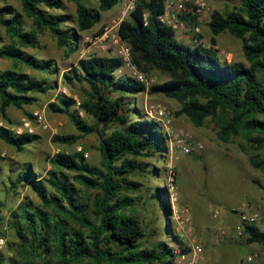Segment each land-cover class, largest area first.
<instances>
[{
    "label": "trees",
    "instance_id": "1",
    "mask_svg": "<svg viewBox=\"0 0 264 264\" xmlns=\"http://www.w3.org/2000/svg\"><path fill=\"white\" fill-rule=\"evenodd\" d=\"M70 1L75 4L73 20L65 13L50 11L61 9L63 0H19L33 23L29 30L24 29L20 12L10 4H0V25L9 39L5 42L0 35V59L12 64L0 70V115L4 121L0 140L16 151L36 142L39 135L28 130L16 132L8 109L34 104L38 94L53 88L47 79L26 73L19 66L46 74L57 72L53 58H40L23 48H33L38 33L47 30L59 48L73 52L81 32L97 24L100 12L110 10L120 0H96L98 8L82 0ZM226 1L232 4L230 10L213 9L208 14L210 43L214 45L215 36L228 30L241 41L245 63L219 61L210 47L179 41L173 30L157 18L164 0H138L119 22L118 34L130 46L132 62L146 73L159 71L166 77L164 81L146 87L118 73L122 60L114 54L79 58L62 73V82L79 87L82 96L77 101L60 94L48 102L47 108L65 114L76 130L53 134L51 140L72 145L96 134L100 165L86 162L83 146L74 152H56L51 158L55 168L48 170L46 177L35 176L26 166L16 178L9 175L12 188L26 183L40 203L32 205L21 200L10 211L9 226L17 236L14 252L18 256L3 260L0 255V264H175L176 254L166 241L142 246L145 233L141 222L134 214L126 213L133 204L127 192L139 185L127 176L146 171L137 158L164 155L168 149L161 124L137 107H130L132 98L140 92L175 99L180 105L175 115H185L197 127L209 119L221 143L239 137L242 142L238 147L250 166L264 173V0ZM102 31L100 28L98 34ZM80 112L91 116L94 123H88ZM27 119L33 122L35 117L27 113ZM112 126L115 128L108 132ZM243 142L251 151L247 152ZM58 169L72 172V179L93 194L80 197L78 189ZM253 183L264 192V182ZM152 195L168 212L166 188L157 187ZM243 236L246 243H256L264 250V232L256 224H245ZM179 248L181 252L189 250L185 245Z\"/></svg>",
    "mask_w": 264,
    "mask_h": 264
},
{
    "label": "rangeland",
    "instance_id": "2",
    "mask_svg": "<svg viewBox=\"0 0 264 264\" xmlns=\"http://www.w3.org/2000/svg\"><path fill=\"white\" fill-rule=\"evenodd\" d=\"M82 1L90 7L98 8L96 0ZM126 1L120 0L110 10L100 12L101 17L99 22L90 29L81 32V39L76 50L73 52L66 48H59L55 37L47 30L38 33L37 43L33 48H23L25 51L36 54L40 58H53L57 72L46 74L34 71L24 65L19 66L26 73L38 78L47 79L48 83L53 85V88L46 93L38 94V100L34 104L25 105L21 109L13 107L8 109V114L15 123L13 126L14 130L23 126L27 120V113L33 114L35 111L44 114L47 127L43 128L33 121L34 124L31 123L33 124V131L39 135V138L36 142L27 145L22 151H16L0 140V255L3 260L9 256H18L14 252L17 249L15 246L17 236L14 229L9 226L10 211L16 208L21 200L32 205L40 203L36 194L26 183L18 186L16 189L12 188L8 180L9 175L12 179L16 178L20 169L26 166L31 169L35 176L46 177L47 171L55 168L51 163V158L56 152L60 150L74 152L83 146L86 147V162L100 165L101 157L96 134H89L72 145L51 140L53 134L74 133L76 130L65 114L49 110L47 104L55 100L60 94L74 97L77 101L80 100L82 96L81 89L65 85L61 80L62 73L82 57V50L84 52L83 56L87 55L89 38L97 35L100 28H108L110 35L116 32L117 24ZM0 4L12 5L22 15L24 29L29 30L32 28V20L22 11L19 0H0ZM208 7L210 11L215 9L220 12H227L232 7V4L226 0H208ZM50 11L65 13L69 15V20H73L75 16V4L70 0H63V7L61 9ZM200 23L201 25H206V23ZM70 25L74 26L75 24L70 23ZM0 35L5 42L9 40L1 25ZM201 36L204 39V45L210 47L212 54L219 61L227 60L228 56V60L230 61L246 62L241 48V41L228 30H224L218 34L219 45L218 48L216 47L217 49L210 43L208 38H204L203 31ZM91 49L95 52L94 48ZM96 51L103 53L101 55H113V51ZM11 65L10 60L0 59V70L10 68ZM121 74L127 75V71L124 70ZM148 75L154 78V83L166 79L157 70H151L148 72ZM132 99L133 104L130 107H137L141 113H144V104L152 107H165L173 116V129L181 128L187 131L193 139L201 141L204 146L199 152L185 154L176 148L170 151L167 139L168 149L164 155L137 158V161L141 163V166L146 171H140L127 176V179L138 182L139 185L134 188V191L127 192L132 197L133 204L131 207H128L126 213L134 214L140 220L145 233L141 239L143 247H149L152 243L163 240L173 247V251L176 249L180 250L179 247L184 245L180 238L185 228V223H189L190 226L191 220L189 219V221L180 225L175 215H178L180 219H184L186 216L188 218L198 217L209 228L217 224V219L212 217L211 207H218L220 213H228L231 208H234L237 211L243 210L246 213L257 212L259 215L264 216V192L253 183V180L263 183L264 173L250 166L246 154L238 147V143L242 142L239 137H233L231 142L227 144L221 143L216 138L214 124L209 119L202 126L197 127L193 125L185 115H175V111L180 107L179 103L175 99L166 97L163 94H149L143 91L136 94ZM79 114L88 123H94V119L91 116L83 112ZM133 116L134 114L131 112L129 117L132 118ZM180 116L186 117L188 126L184 125L181 127L175 125V120ZM3 123L4 121L0 115V125ZM161 127L166 137H168L165 127L162 124ZM113 128L115 126H112L107 131L109 132ZM243 144L247 152L251 151L245 142ZM169 167H171L174 173V179L171 181L173 184L172 189H170L169 183ZM58 170L67 175L69 181L78 189L80 197L86 198L88 194H93L92 191H89L72 179V172L65 169ZM157 187L166 188L169 201L168 212L161 209L159 200L152 195ZM52 191V188L48 187V192L52 193ZM186 208L187 214L182 213V210ZM236 224L233 225L234 231ZM255 224L264 232L263 220L259 219ZM172 236L176 239V242L173 241ZM236 236L244 239L243 235L236 234ZM197 244L200 245L199 243ZM218 247H204V259H195L194 263L264 264V250L261 248L259 250V245L256 243L247 244L243 242L239 245L237 244L233 259L224 262L216 261ZM175 257L177 260L179 259V255H175ZM248 257H250V260H248ZM188 260L189 258L185 259V261L182 260V263L185 264Z\"/></svg>",
    "mask_w": 264,
    "mask_h": 264
},
{
    "label": "built area",
    "instance_id": "3",
    "mask_svg": "<svg viewBox=\"0 0 264 264\" xmlns=\"http://www.w3.org/2000/svg\"><path fill=\"white\" fill-rule=\"evenodd\" d=\"M138 0H127L125 3V7L122 10L121 17L117 24V30L114 34H109L110 30L108 28H104L100 34L95 35L92 38H89V47L87 48L86 57L91 54H103L99 53L96 50H101L105 52L113 51V54L119 57L122 60V66L118 70V73L127 71V75L135 78L138 81L143 82L146 87L154 83V78L149 77L148 73L140 70L131 60V50L130 46L122 40L120 35L118 34V25L119 22L127 17L129 11L135 8ZM146 2H151L153 0H145ZM163 11L157 15L158 20L173 30L174 36L181 42L190 44V45H199L203 44L202 34V25H201V17L204 13L209 14L210 10L208 7V0H164L163 2ZM146 13L144 14V19L146 20ZM195 18V22L192 20ZM94 48L95 52L91 49ZM82 57L84 52L82 50ZM81 57V58H82ZM228 60V56L226 58ZM144 114L147 118L154 119L165 127V131L167 133V139L169 142V149L173 151L175 148L180 150L181 153L190 154L193 152H199L203 149V143L201 141H197L191 137V135L181 129H173L172 127V114L163 106H147L144 104ZM35 120L34 122L37 125H40L43 128L47 127V122L44 114L39 111H35L34 113ZM33 123L31 120H26L23 126L19 127L16 132L20 133L23 130H28L30 132L33 131ZM169 180H170V189L173 188V184L171 181L174 179V173L169 167ZM212 215L214 217H218L219 209L213 208L211 209ZM182 213L187 214V208L182 210ZM177 222L182 225L186 221H189V218L186 216L184 219H180V217L175 215ZM259 219L264 221V216L259 215V213H246L243 210L239 212V219L237 224L235 225V232L237 235H243V226L245 224H255ZM220 229V228H218ZM189 250L184 253L180 250H174L176 255H179V260H185L189 258L188 263L193 264L195 259L200 254L202 247L196 243L194 238L190 239L187 244H185ZM250 260V257H248Z\"/></svg>",
    "mask_w": 264,
    "mask_h": 264
},
{
    "label": "crops",
    "instance_id": "4",
    "mask_svg": "<svg viewBox=\"0 0 264 264\" xmlns=\"http://www.w3.org/2000/svg\"><path fill=\"white\" fill-rule=\"evenodd\" d=\"M208 17L209 16L206 13L202 15L201 17L202 24L208 21ZM202 31H203L204 38H208L210 40L212 34L207 24L202 25ZM217 36L218 35L215 36V44H214L215 48L216 47L218 48V45H219ZM182 116L178 117L175 120V125L181 126V127L184 125L188 126L186 119H185L186 117L184 118ZM213 208L215 207H211V209ZM240 211L241 210L237 211L236 209L231 208V210L228 213H225V212L220 213V209H219V215L217 218L212 215L213 218L217 219V224L211 228H209L206 224H204L200 218L198 217L190 218L189 217V219L191 220V223H190V226H189V223H185V228L183 230V233L181 234L182 236L180 235L181 242L185 245L188 243L190 239L194 238L196 240V243H199L201 245L202 252L196 258V260L204 259V255H203L204 247L214 248L216 246H219L216 252L217 253L216 261L224 262L226 260H232L234 257L235 246L237 244L239 245L245 242L243 238L236 236V233L234 231V226H233L235 223L238 222V219H239L238 213ZM247 244H252V243H247ZM258 248L259 250H261L260 247ZM175 264H183V263H182V260H179V259L177 260L175 257Z\"/></svg>",
    "mask_w": 264,
    "mask_h": 264
}]
</instances>
